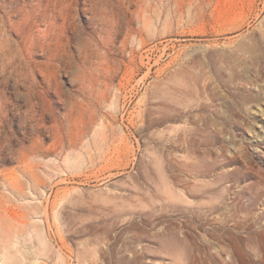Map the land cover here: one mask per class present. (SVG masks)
Wrapping results in <instances>:
<instances>
[{
    "label": "rangeland",
    "instance_id": "rangeland-1",
    "mask_svg": "<svg viewBox=\"0 0 264 264\" xmlns=\"http://www.w3.org/2000/svg\"><path fill=\"white\" fill-rule=\"evenodd\" d=\"M263 236L264 0H0V264H264Z\"/></svg>",
    "mask_w": 264,
    "mask_h": 264
},
{
    "label": "bare ground",
    "instance_id": "bare-ground-1",
    "mask_svg": "<svg viewBox=\"0 0 264 264\" xmlns=\"http://www.w3.org/2000/svg\"><path fill=\"white\" fill-rule=\"evenodd\" d=\"M264 237V236H263ZM263 240H264V238H263ZM261 243V242H260ZM262 245H263V243H261ZM264 259V258H263ZM263 259H261V260H263Z\"/></svg>",
    "mask_w": 264,
    "mask_h": 264
}]
</instances>
